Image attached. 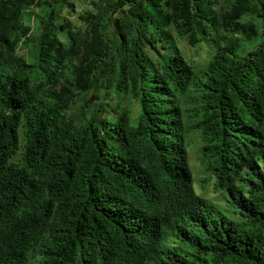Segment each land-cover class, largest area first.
<instances>
[{"label": "trees", "instance_id": "1", "mask_svg": "<svg viewBox=\"0 0 264 264\" xmlns=\"http://www.w3.org/2000/svg\"><path fill=\"white\" fill-rule=\"evenodd\" d=\"M62 10L0 0V264H264V0Z\"/></svg>", "mask_w": 264, "mask_h": 264}, {"label": "rangeland", "instance_id": "2", "mask_svg": "<svg viewBox=\"0 0 264 264\" xmlns=\"http://www.w3.org/2000/svg\"><path fill=\"white\" fill-rule=\"evenodd\" d=\"M76 6L75 13H68L66 10L61 11V15L67 17L74 24H78L77 15L83 11L88 10L90 0H71ZM220 7V6H218ZM217 6L213 8L211 11L215 13L218 9ZM94 11V10H93ZM174 44L176 48L180 51L183 58L190 62L191 64L201 65L206 62L209 58V52L205 45H197L190 46L186 40L181 37H174ZM24 53H27V50H24ZM28 55V53H27ZM133 114L136 115L137 105L135 103L132 104L131 107ZM188 148H187V160L188 165L191 169L193 187L195 192L198 195L203 196L207 200H210L214 203L218 204V207L224 208L225 204L223 202L224 196L221 193L214 189L213 179L210 178L209 172L205 170L204 165L201 163L200 153H201V141L195 133L194 135H190L188 139ZM226 216L230 217V213L226 212Z\"/></svg>", "mask_w": 264, "mask_h": 264}]
</instances>
